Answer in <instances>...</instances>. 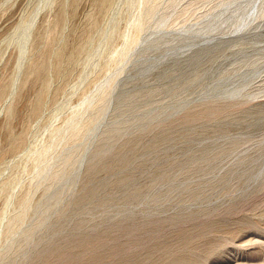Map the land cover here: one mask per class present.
I'll return each instance as SVG.
<instances>
[{
    "label": "rangeland",
    "instance_id": "1",
    "mask_svg": "<svg viewBox=\"0 0 264 264\" xmlns=\"http://www.w3.org/2000/svg\"><path fill=\"white\" fill-rule=\"evenodd\" d=\"M225 1L0 0V264H264V0Z\"/></svg>",
    "mask_w": 264,
    "mask_h": 264
},
{
    "label": "bare ground",
    "instance_id": "2",
    "mask_svg": "<svg viewBox=\"0 0 264 264\" xmlns=\"http://www.w3.org/2000/svg\"><path fill=\"white\" fill-rule=\"evenodd\" d=\"M228 1V2H227ZM238 0H226L225 1V5H226V7H227V9H229L230 7H231V5L232 4H236V5H239L240 4V2H237ZM251 1H253V0H251ZM213 2V1H212ZM257 2V1H256ZM255 2V3H256ZM251 4L250 2L249 3H247L246 5H243L242 6V8L241 7H236V9L237 10H240V11H243V13H241V15H240V17L238 18V20L236 21V30L237 29H241V28H244V27H246L247 25H248V23H249V21H250V18H252L251 16H253L252 15V12H254L255 10H256V7L258 6L257 4ZM262 3V2H261ZM254 5L256 6L255 8H254ZM262 7V6H261ZM264 10V9H263ZM224 11V10H223ZM264 13V12H263ZM227 17V16H226ZM230 19H232V13H231V18ZM254 23V22H253ZM255 24V23H254ZM263 26V25H262ZM234 27V26H233ZM247 28V27H246ZM250 28V27H249ZM230 30V29H229ZM260 30V29H259ZM264 31V30H263ZM242 32V31H241ZM262 32V31H261ZM256 33V32H255ZM230 34V33H229ZM244 34H246V33H244ZM252 34V33H251ZM260 35H262V34H260ZM213 37V36H212ZM216 37V36H215ZM233 37V36H232ZM258 37V36H257ZM214 38V37H213ZM218 39V38H217ZM231 39V38H230ZM250 39V38H249ZM256 39V38H255ZM212 40V38L210 39V41ZM228 40V39H227ZM257 40V39H256ZM218 41H220V40H218ZM212 43V42H211ZM214 43V42H213ZM209 44V43H208ZM216 44V43H215ZM219 44V43H218ZM217 45V44H216ZM203 46V45H202ZM204 47V46H203ZM209 48V47H208ZM216 48V47H215ZM201 49H203V48H201ZM203 51V50H202ZM264 68V67H263ZM249 76V75H248ZM252 78V77H251ZM252 80V79H251ZM249 83V82H248ZM232 85V84H231ZM249 85V84H248ZM234 86V85H233ZM253 92V91H252ZM248 93V92H247ZM250 94H251V92H250ZM254 94V93H253ZM247 95V94H246ZM247 97V96H246ZM248 97H249V95H248ZM258 103V102H257ZM261 103V102H260ZM259 103V104H260ZM263 103V102H262ZM261 103V104H262Z\"/></svg>",
    "mask_w": 264,
    "mask_h": 264
}]
</instances>
